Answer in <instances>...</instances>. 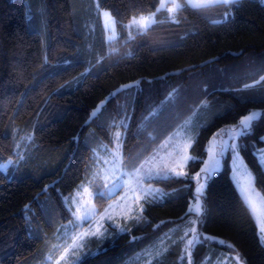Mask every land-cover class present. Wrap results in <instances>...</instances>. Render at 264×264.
Returning <instances> with one entry per match:
<instances>
[{
	"label": "trees",
	"instance_id": "trees-1",
	"mask_svg": "<svg viewBox=\"0 0 264 264\" xmlns=\"http://www.w3.org/2000/svg\"><path fill=\"white\" fill-rule=\"evenodd\" d=\"M159 2L0 0V165L13 161L7 171L0 167V264L45 261L71 218L63 197L88 179L92 190L98 184L92 179L96 152L114 144L117 130L130 169L187 116L203 119L190 150L196 159L187 165L192 177L215 132L261 109L250 134L240 137L246 146L240 152L264 197V169L253 156L264 146V0H240L231 9L162 10L147 29L129 34L132 18L155 12ZM103 10L115 20L113 41L106 39ZM231 174L227 155L204 189L203 225L196 227L209 239L195 246L192 264H212L227 253H239L244 264H264L257 223ZM151 184L179 191L163 204L146 205L139 224L128 220L130 232L109 228L107 239L88 240L78 264H187L192 234L185 233L197 217L185 213L195 181ZM114 198L94 200L97 212Z\"/></svg>",
	"mask_w": 264,
	"mask_h": 264
},
{
	"label": "snow or ice",
	"instance_id": "snow-or-ice-1",
	"mask_svg": "<svg viewBox=\"0 0 264 264\" xmlns=\"http://www.w3.org/2000/svg\"><path fill=\"white\" fill-rule=\"evenodd\" d=\"M240 0H186L185 4L178 2V0H170V5L168 6V0H160L159 7L156 8V11L151 13V17H155L157 12L162 10H166L169 14H175L179 12L181 9L190 7L192 9H208L215 6H223L226 9H231L233 5H238ZM230 11L225 13V17L227 18L230 15ZM105 16H110V13H103ZM153 23L156 21L153 19ZM221 21H213V23H220ZM173 23L179 24V20H173ZM104 31L107 32L108 28L105 25ZM47 63V61H45ZM66 63H68L66 61ZM87 72L83 73L82 76H86ZM261 80H264V76H261ZM79 82V78L77 81ZM251 87L250 85H245V88ZM113 97L116 93L111 94ZM167 97L164 103H167ZM158 114L157 111H153L151 115L155 117ZM96 112L92 113V116H95ZM128 120L131 117H126ZM147 118V117H146ZM257 119L255 114L245 115L243 118L239 120L238 126H232L229 130V135L227 140H223L218 147V150H214V148H208V159L203 160V167L200 171L196 172L194 176L189 177L188 173L184 171L185 165H187L190 161H195V157L189 156L186 154L184 149H182L179 145L175 148V155L168 153L169 162H165L163 158H159L158 154L151 155L150 158H146L144 161L140 163H133L131 168L129 169V164L126 163L125 158L122 157L119 151L113 153V157L111 161H105V164H110L111 167L109 171L113 173V178L111 182H101L98 184H94L93 190L88 192L89 200L87 203H78L75 211L71 210V206L67 205L68 210L71 216L75 217L76 221L79 223L76 224V229L83 228L82 231H76L75 234L71 237L72 243L68 248H65V253H69V249H71V255L76 256L77 251H83L86 248V244L84 241L95 239L96 241H101L107 239L112 235V232H109V228L113 229L114 232H130L131 229L127 227L128 220H134L137 224L141 221V215L145 211L146 205H155V204H163L166 198L174 197L175 192L179 190H173L171 193L163 192L160 189H157L155 192L151 191V182L152 181H168L171 179H191L196 182L198 187H194V192L192 193V197L189 201V206L185 213V216H189L192 213H195L197 219L190 220L189 223L191 225H196L197 223L201 226L203 225L202 219V208L200 201L203 197L202 189L206 187V181L208 178L217 171V168L220 166V159L225 157V155H229L231 159V164L236 168L246 167L244 164L243 158L240 155V150L245 148L246 146L238 143L237 139L240 137H244L250 134V129L252 123ZM166 127V125L162 126ZM225 129L222 127L218 130L217 133H214L212 139L215 140L217 136L223 133ZM119 139V137H118ZM171 139V136L168 137ZM264 141V137L261 138ZM231 141V143L229 142ZM120 144H123V141H120ZM164 149H167L169 145L167 143L163 144ZM190 147V145H188ZM253 156L257 158L258 161L264 160V149H254ZM23 159V157H21ZM13 163V161L9 160L7 164L0 165L5 171H7L8 164ZM259 167L264 169V163L259 164ZM177 168H180V171H177ZM118 173V175H117ZM254 179V178H253ZM147 184V187H146ZM185 188L193 187V185L185 184ZM123 192V196L120 201L115 205V208H123L125 210L124 220L125 224L121 225L116 221V218L111 214L113 210V205L109 204L108 208L104 210L102 213H98L95 211V206L92 204V200L96 201H106L108 199H112L116 196L117 192ZM247 191V190H245ZM67 201V198H64ZM143 201V203H141ZM192 201H195V207H193ZM244 198L241 199V203H244ZM73 203H77L75 200ZM247 203L251 205V199L248 198ZM134 206L139 207V211L141 215H132L134 211ZM206 211V208L204 209ZM183 219V217H181ZM107 222V226L105 224ZM73 220H69V224H72ZM161 223H165L162 221ZM87 224V228L83 226ZM259 231L264 233V223L259 226ZM189 232L192 234V237L186 241L187 244V264H192V251L194 250L197 244H202L204 241H207L209 238L207 236H203L198 232L197 227L192 226L189 228L188 232L185 233L187 236ZM135 239V238H134ZM217 243H220L217 241ZM87 254V253H85ZM63 258V257H62ZM183 255L181 259H183ZM237 264H244L241 260L239 253H237L235 257ZM59 264V261H57Z\"/></svg>",
	"mask_w": 264,
	"mask_h": 264
},
{
	"label": "rangeland",
	"instance_id": "rangeland-1",
	"mask_svg": "<svg viewBox=\"0 0 264 264\" xmlns=\"http://www.w3.org/2000/svg\"><path fill=\"white\" fill-rule=\"evenodd\" d=\"M178 2L183 4L184 2L186 3V0H184V2H182L181 0H178ZM168 6H171L170 0H168ZM105 12H108V11L103 10L101 12V17H102L103 27L105 28V25H106L108 28V31L106 32V39L108 41H113L118 37L115 20L111 15L110 16L103 15V13ZM150 14L151 13L133 17L132 20L127 24L128 33L131 34L133 31H143L147 29L149 26H151L153 24L152 20L153 19L155 20V17L154 18L151 17ZM101 104L102 102L98 105L96 109L93 110V112L94 111L96 112L100 108ZM253 113L258 119L262 113V110L258 108H254L245 115H250ZM244 116H242L241 118H243ZM238 123L223 127L225 131L221 133L219 136H217L215 140H213L212 137L210 138V140L208 141L207 147H206V157L204 160L208 159L207 149L214 148V150H218L219 144L223 140L228 139L230 128L234 125L238 126ZM203 124H204L203 119H198L196 115L187 116L177 127H175L171 131L169 135H167L162 141L158 143V147L151 155L158 154L159 158H163L165 162L171 163V161L169 160V156L167 154L171 153L172 155H175V148L177 145H179L182 149H184L187 155L193 157L190 150L197 137L198 129ZM169 136H171V139H168ZM122 137L123 135L121 131L119 130L115 131L114 138H113L114 144L110 147H103L102 149L96 152V158H95L96 164L94 168L95 171H94V174L92 175V179L98 180V183H101V182L110 183L111 182L113 178V173L109 171L111 165L105 164L104 162L111 161L114 152L119 151L120 155H122L123 144L122 145L120 144V141H123ZM229 142L231 143V141ZM237 142L240 143V138L237 139ZM164 143H167L169 145L167 149H164L163 147ZM188 145H190V147H188ZM257 149H264V146L257 148ZM151 155L148 156L147 158H150ZM240 155H241V152H240ZM226 156L227 154L225 155V157ZM225 157L223 158L218 157V159H220V166L217 168V171L215 173L219 172L222 169L223 161ZM243 161L246 167L236 168L234 165L231 164V159H230V165L232 169L231 175H232L234 184L236 185L239 193L244 198L246 203H247L248 198L251 199V205H249L248 203L247 204L249 208L251 209L252 214L255 220L257 221L258 228H259V226L262 223H264V197L254 185V179H253L254 175L252 171L250 170V168L248 167L244 159ZM259 162L264 163V160H260ZM187 165H185L183 169L186 172H187ZM203 166L204 165L202 164L201 168ZM177 171H180V168H177ZM215 173H213L212 175H214ZM212 175L208 179H210ZM207 181H206V184H207ZM198 186L199 185H197L195 182V187H198ZM146 187H147V184H146ZM85 189L92 191L90 179H88V181L83 182L75 190V192L72 195L63 197V201H64L63 203L65 204L67 209H68L67 205H70L71 210L75 211V208L78 203H87L89 200H91V197H89L88 192H86ZM157 189L159 188L151 184V191L155 192ZM204 189H202L203 194H204ZM116 195L118 196L115 197L113 200H111L107 204L106 208H108L109 204L113 205V210L111 211V214L116 218L117 222L123 225L121 221L124 219L123 214L125 213V210L123 208H115V205L120 201L121 197L123 196V192L118 190ZM65 197L67 198V201L64 199ZM74 200L77 203H73ZM142 202L143 201H141V203ZM92 204H94L95 211L97 212V207L94 203V200H92ZM192 204H193V207H195L196 202L192 201ZM200 204L202 208V199L200 201ZM104 210L102 212H104ZM132 215H141L138 206H134V211ZM69 220H73V223L69 224ZM69 220L61 224L58 232L55 235L53 242L50 245L49 251L45 257V261L42 264H57V261H59V264H78L80 260L86 255L85 253H88L89 250L87 248V243H88L87 239L84 241V243L86 244V248L83 251L78 250L76 256L71 255V249H69V253H65L64 249L68 248L69 245H71L72 243L71 237L75 234L76 231L83 230V228L76 229V224L79 222L76 221L75 217L71 216ZM105 224L107 226V222H105ZM83 227L87 228V224H85ZM260 234H261V240L264 243V233L260 232ZM236 255L237 254H234V253L232 254L227 253L225 258L216 260L212 264H237V261L235 259Z\"/></svg>",
	"mask_w": 264,
	"mask_h": 264
},
{
	"label": "crops",
	"instance_id": "crops-1",
	"mask_svg": "<svg viewBox=\"0 0 264 264\" xmlns=\"http://www.w3.org/2000/svg\"><path fill=\"white\" fill-rule=\"evenodd\" d=\"M256 223H257V221H256ZM257 227H258V224H257ZM258 233H259V236H260V239H261V234H260L259 228H258Z\"/></svg>",
	"mask_w": 264,
	"mask_h": 264
}]
</instances>
